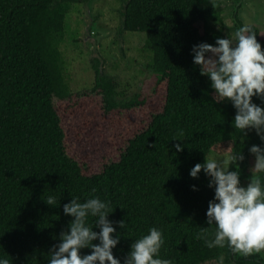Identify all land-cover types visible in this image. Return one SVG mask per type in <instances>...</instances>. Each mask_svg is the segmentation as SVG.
I'll use <instances>...</instances> for the list:
<instances>
[{
    "label": "trees",
    "instance_id": "obj_1",
    "mask_svg": "<svg viewBox=\"0 0 264 264\" xmlns=\"http://www.w3.org/2000/svg\"><path fill=\"white\" fill-rule=\"evenodd\" d=\"M75 1L0 0V255L9 254L12 264H47L50 246L72 219L63 213V203L71 195L81 200L99 195L110 202L107 219L120 235L112 253L121 260L132 240L156 226L165 238L159 255L173 264H264L252 254L234 255L228 245L208 248L196 235L207 227L213 188L202 169L197 177L189 169L230 146L243 153L236 163L245 184L252 163L248 147L261 144L254 130L233 127L231 102L212 99L207 75L192 62L193 44L227 36L211 23L223 21L226 2L123 0L122 28L145 33L153 76L145 88L128 95L101 71L104 61L98 58L97 80L87 93L101 94L104 114L113 113L107 122L133 108L145 109L147 117L141 118L140 130L124 138L118 153L95 162L80 143L85 128L93 129L94 116L83 115L74 127L55 103V98L66 101L64 112L76 100L82 103L70 86L61 49L66 14ZM241 23L236 12L234 28ZM252 26L264 48V37ZM252 100L261 103L256 96ZM175 143L182 145L179 152ZM47 195L56 196L57 204H47ZM120 219L123 228L115 223ZM213 228L208 226L209 232Z\"/></svg>",
    "mask_w": 264,
    "mask_h": 264
},
{
    "label": "clouds",
    "instance_id": "obj_2",
    "mask_svg": "<svg viewBox=\"0 0 264 264\" xmlns=\"http://www.w3.org/2000/svg\"><path fill=\"white\" fill-rule=\"evenodd\" d=\"M192 62L199 72L206 74L214 89L212 99L229 100L235 109L231 120L240 132L254 130L260 145L248 147L254 161L246 184L240 182L241 150L211 153L202 162L189 169V175L197 177L202 169L209 177L208 186L213 196L207 202L205 218L207 227L196 233L208 248L228 245L243 255L264 250V48L256 39V31L249 22H243L233 33L217 36L215 43L198 42L191 46ZM256 96L261 103L252 100ZM179 152L180 143L173 145ZM230 164L232 167L230 168ZM194 190L196 185H190ZM91 192L96 189L92 188ZM44 201L57 204V197L47 195ZM110 202L99 195L81 200L76 195L62 205L63 213L72 219L67 231L61 230L59 241L50 246L47 264H173L171 258H162L160 249L165 238L161 228L149 226L146 233L132 240L123 260L112 253L120 235L107 219ZM89 217H94L89 221ZM121 228L125 220L115 221ZM214 225L209 232L208 226ZM93 226L99 230H93ZM115 233V234H114ZM93 241H98L93 243ZM91 249L82 253L83 248ZM0 264H12L9 254L0 255Z\"/></svg>",
    "mask_w": 264,
    "mask_h": 264
},
{
    "label": "rangeland",
    "instance_id": "obj_3",
    "mask_svg": "<svg viewBox=\"0 0 264 264\" xmlns=\"http://www.w3.org/2000/svg\"><path fill=\"white\" fill-rule=\"evenodd\" d=\"M119 1L78 0L73 2L66 14L65 35L61 44L70 86L82 103L76 100L68 112H64L66 101L61 104L60 99L55 98V103L60 107L64 120L74 127L79 126L83 115L94 116L93 124L91 123L93 129L85 128L84 137H86L80 143L84 152L95 162L102 155L111 157L118 153L117 150L126 144L124 138L131 135L133 129L140 130L141 118L147 117L145 109L133 108L125 111L124 115H119L121 116L119 119L114 118L107 122L113 113L104 114L101 94L94 93L92 98L87 93V87L93 86L97 80L93 65L97 64L95 59L98 58L104 61L102 65L104 74L112 77L119 86L118 90L125 89L128 95L145 88L153 76L151 69L147 66V63L151 61V55L144 46L145 33L134 30L121 32L120 28L118 30L113 28V25H118L119 22L116 11ZM224 1L226 4L223 21L212 20L211 23L216 28L224 29L228 35L234 32L233 7L227 0ZM246 4L248 9H242L240 12L243 21L257 25L261 36L264 37V0H243V7ZM122 23L120 19V26ZM95 119L99 122H95ZM69 141H71L70 138ZM250 158L253 163V154ZM261 252L264 256V250Z\"/></svg>",
    "mask_w": 264,
    "mask_h": 264
},
{
    "label": "flooded vegetation",
    "instance_id": "obj_4",
    "mask_svg": "<svg viewBox=\"0 0 264 264\" xmlns=\"http://www.w3.org/2000/svg\"><path fill=\"white\" fill-rule=\"evenodd\" d=\"M90 1H92V0H90ZM227 2L229 3V5H232V7H233V19H234V14L237 12V15L243 21L241 15H240V12H241L242 9H248L247 4L243 7V0H230V1L227 0ZM125 6H126V3L123 2V0H120L119 1V5L117 6V9H116V11L118 12V15H119V22H118V25L117 24L113 25V28H116L117 30L120 28L121 32L126 30V29L122 28V24L123 23L120 26V19L123 22V17H122L121 11L125 8ZM233 29H235L234 26H233ZM93 32H94V30H93ZM96 38H97V36H96ZM101 71L103 72L102 69H101ZM237 252L238 251H234V255H238ZM251 254H252L253 257L255 256L256 258L264 259V256H263L262 252H254V253H251Z\"/></svg>",
    "mask_w": 264,
    "mask_h": 264
},
{
    "label": "water",
    "instance_id": "obj_5",
    "mask_svg": "<svg viewBox=\"0 0 264 264\" xmlns=\"http://www.w3.org/2000/svg\"><path fill=\"white\" fill-rule=\"evenodd\" d=\"M91 2H92V1H91ZM91 2H90V3H91ZM90 15L92 16V8H91V14H90Z\"/></svg>",
    "mask_w": 264,
    "mask_h": 264
}]
</instances>
